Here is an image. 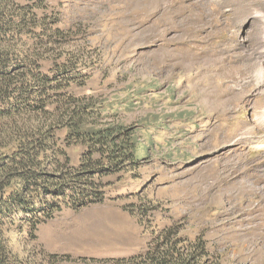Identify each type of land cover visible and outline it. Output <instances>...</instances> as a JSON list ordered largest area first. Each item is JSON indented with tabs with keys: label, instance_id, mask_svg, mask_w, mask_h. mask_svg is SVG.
Returning <instances> with one entry per match:
<instances>
[{
	"label": "rangeland",
	"instance_id": "374dc122",
	"mask_svg": "<svg viewBox=\"0 0 264 264\" xmlns=\"http://www.w3.org/2000/svg\"><path fill=\"white\" fill-rule=\"evenodd\" d=\"M44 1L85 52L71 91L104 100L148 153L102 202L32 234L3 226L0 264H112L175 224L219 264H264V0Z\"/></svg>",
	"mask_w": 264,
	"mask_h": 264
},
{
	"label": "trees",
	"instance_id": "16d2710c",
	"mask_svg": "<svg viewBox=\"0 0 264 264\" xmlns=\"http://www.w3.org/2000/svg\"><path fill=\"white\" fill-rule=\"evenodd\" d=\"M26 1L0 0V233L7 225L32 234L63 208L102 202L107 178L135 175L148 153L137 127L111 117L104 100L71 91L88 77L84 49L54 8ZM152 207L143 198L132 210L145 218ZM178 226L112 264H219L202 237Z\"/></svg>",
	"mask_w": 264,
	"mask_h": 264
}]
</instances>
